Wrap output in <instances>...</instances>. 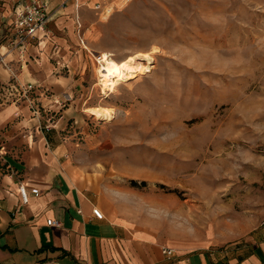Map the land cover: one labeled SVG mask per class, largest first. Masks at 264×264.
Returning <instances> with one entry per match:
<instances>
[{
    "label": "rangeland",
    "instance_id": "1",
    "mask_svg": "<svg viewBox=\"0 0 264 264\" xmlns=\"http://www.w3.org/2000/svg\"><path fill=\"white\" fill-rule=\"evenodd\" d=\"M83 4L68 61L81 83L71 113L114 115L76 118L78 162L101 163L95 180L130 187L141 212L191 242L264 228V0ZM99 53L134 78L111 93L96 85ZM59 98L53 119L66 105ZM82 130L94 137L86 155Z\"/></svg>",
    "mask_w": 264,
    "mask_h": 264
},
{
    "label": "crops",
    "instance_id": "2",
    "mask_svg": "<svg viewBox=\"0 0 264 264\" xmlns=\"http://www.w3.org/2000/svg\"><path fill=\"white\" fill-rule=\"evenodd\" d=\"M26 1L0 0V58L18 82L47 89L41 94L38 88L33 95L48 113L42 111L36 120L25 103L0 105V264H264V228L236 232L226 244L191 242L141 212L130 187L95 180L91 169L101 171V163L97 168L78 162L74 123L90 114L86 107L78 117L71 113L72 91L81 83L68 61L79 23L74 14L79 16L85 0H75V5L74 0H46L51 13L47 35L39 42L27 39L19 55L8 44L9 23L12 7ZM8 78L0 64V82ZM60 96L67 99L65 108L44 130L47 114L59 109ZM81 133L86 155L94 137ZM17 184L36 188L37 194L20 204ZM46 219L58 224L47 225Z\"/></svg>",
    "mask_w": 264,
    "mask_h": 264
},
{
    "label": "built area",
    "instance_id": "3",
    "mask_svg": "<svg viewBox=\"0 0 264 264\" xmlns=\"http://www.w3.org/2000/svg\"><path fill=\"white\" fill-rule=\"evenodd\" d=\"M64 2L65 1H63L61 5H64ZM73 2L75 5V0ZM46 6V0H27L24 3H19L12 7L11 20L9 23L12 38L9 40L8 44L10 48H16L19 55L22 54L23 44L27 39L34 38L39 42L47 35L46 24L51 18V13L47 10ZM92 8L99 9L100 4L94 3L92 4ZM76 25L79 26L77 21ZM99 56L100 53L94 57L97 64ZM0 64L9 73V78L4 82H0V105H18L20 103H25L30 109L32 118L36 120L39 119L42 111L48 113L47 110L39 107V103L35 100L33 95V92L38 88H42V90H40L41 94H46L47 89L35 82H18L14 74L9 70L7 62H4L3 59L0 58ZM52 126L53 115L50 113L47 114L42 128L47 130ZM16 190L20 204H25L27 202L29 194H37L36 188L27 189L23 184H17ZM91 213L95 218H101V213L96 208H92ZM45 223L54 226L58 224L57 221L53 219H46ZM170 251L169 248H162V252L164 253H170Z\"/></svg>",
    "mask_w": 264,
    "mask_h": 264
},
{
    "label": "bare ground",
    "instance_id": "4",
    "mask_svg": "<svg viewBox=\"0 0 264 264\" xmlns=\"http://www.w3.org/2000/svg\"><path fill=\"white\" fill-rule=\"evenodd\" d=\"M97 69V83L102 89L110 90V93L114 91V88L120 82H129L133 79L135 70L132 67L122 69L119 64L112 59L111 55L106 53H100ZM88 114L94 119L108 122L113 118V111L106 108H85Z\"/></svg>",
    "mask_w": 264,
    "mask_h": 264
}]
</instances>
